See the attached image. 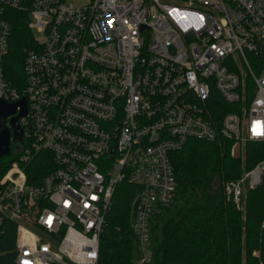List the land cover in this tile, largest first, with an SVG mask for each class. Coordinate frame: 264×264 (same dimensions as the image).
I'll return each mask as SVG.
<instances>
[{
	"label": "built area",
	"instance_id": "1",
	"mask_svg": "<svg viewBox=\"0 0 264 264\" xmlns=\"http://www.w3.org/2000/svg\"><path fill=\"white\" fill-rule=\"evenodd\" d=\"M10 11L42 35L21 91L4 71ZM21 98L23 149L11 145L0 179V264H99L125 181L139 188L136 264H154L152 220L176 197L173 153L225 138L241 158L264 141V0H0V102ZM263 178L264 160L224 181L227 200L244 210Z\"/></svg>",
	"mask_w": 264,
	"mask_h": 264
},
{
	"label": "trees",
	"instance_id": "2",
	"mask_svg": "<svg viewBox=\"0 0 264 264\" xmlns=\"http://www.w3.org/2000/svg\"><path fill=\"white\" fill-rule=\"evenodd\" d=\"M10 14L12 35L4 71L11 85L21 91L24 55L33 32L27 28L29 17L21 11ZM224 105L230 112L229 105ZM231 145L225 138L221 142L192 139L173 153L176 197L173 205L156 213L152 220L154 264H264V181L249 190L245 214L227 200L224 190V181H235L264 159V141L245 146V165L240 157L231 156ZM11 161L10 157L0 159V179ZM42 167L39 162L36 169L44 172ZM138 189L123 182L120 203L113 205L101 236L99 264L136 263L132 221ZM2 264L17 263L7 256Z\"/></svg>",
	"mask_w": 264,
	"mask_h": 264
},
{
	"label": "water",
	"instance_id": "3",
	"mask_svg": "<svg viewBox=\"0 0 264 264\" xmlns=\"http://www.w3.org/2000/svg\"><path fill=\"white\" fill-rule=\"evenodd\" d=\"M18 107L21 108V111L15 116ZM26 111L27 102L24 98H21L20 102L14 104L5 101L0 102V159L7 157L11 152L12 133L8 126L9 120L15 131V145L17 146L18 144L16 143L19 142L22 148L18 149H23V130L19 127V120L22 116L26 115ZM11 115L14 117L9 118Z\"/></svg>",
	"mask_w": 264,
	"mask_h": 264
},
{
	"label": "rangeland",
	"instance_id": "4",
	"mask_svg": "<svg viewBox=\"0 0 264 264\" xmlns=\"http://www.w3.org/2000/svg\"><path fill=\"white\" fill-rule=\"evenodd\" d=\"M75 2L76 3H79V4H85V0H81V1H79V0H75ZM33 33H34V35L35 36H37V38H41L42 37V35L38 32V30H36V29H34V31H33ZM16 144H18L14 149H18V148H22V146H21V143H16ZM247 146V145H246ZM245 147V146H244ZM246 154H247V148L245 147V149H244V151H243V154L241 155V161H243V163H244V165H245V159H246ZM9 157V156H8ZM264 160V159H263ZM263 160H261L260 162H262ZM260 162H258V163H260ZM257 163V164H258ZM256 164V165H257ZM256 165H254V166H256ZM253 166V167H254ZM252 167V168H253ZM246 171V170H245ZM244 171V172H245ZM263 181H264V178H263ZM127 182V181H126ZM122 184L123 183H121V184H119V187H118V191H117V193H115L116 195H115V197H114V204H118V203H120V199H121V194L120 193H122L121 192V186H122ZM263 184V183H262ZM249 192V191H248ZM248 192H246V195H247V198H246V200H245V209L243 210V212H244V214L246 213V204H247V199H248ZM136 193V192H135ZM134 199H135V196H134ZM136 263H137V256H136ZM135 263V264H136Z\"/></svg>",
	"mask_w": 264,
	"mask_h": 264
},
{
	"label": "flooded vegetation",
	"instance_id": "5",
	"mask_svg": "<svg viewBox=\"0 0 264 264\" xmlns=\"http://www.w3.org/2000/svg\"><path fill=\"white\" fill-rule=\"evenodd\" d=\"M8 124H9V122H8ZM12 124H11V122H10V125H8L9 127H10V129H11V133H12V143L11 144H14L15 143V131H14V128L11 126Z\"/></svg>",
	"mask_w": 264,
	"mask_h": 264
}]
</instances>
